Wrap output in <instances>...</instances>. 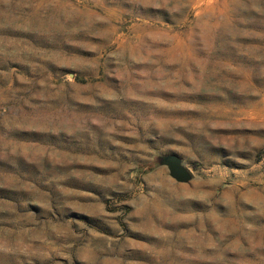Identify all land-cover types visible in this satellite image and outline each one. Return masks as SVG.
Wrapping results in <instances>:
<instances>
[{"label":"rangeland","instance_id":"374dc122","mask_svg":"<svg viewBox=\"0 0 264 264\" xmlns=\"http://www.w3.org/2000/svg\"><path fill=\"white\" fill-rule=\"evenodd\" d=\"M0 264H264V0H0Z\"/></svg>","mask_w":264,"mask_h":264},{"label":"water","instance_id":"95a60500","mask_svg":"<svg viewBox=\"0 0 264 264\" xmlns=\"http://www.w3.org/2000/svg\"><path fill=\"white\" fill-rule=\"evenodd\" d=\"M159 165L167 166L170 175L178 182H190L193 178L189 167L178 154H163L157 157Z\"/></svg>","mask_w":264,"mask_h":264}]
</instances>
